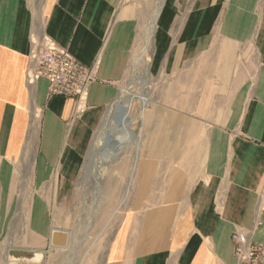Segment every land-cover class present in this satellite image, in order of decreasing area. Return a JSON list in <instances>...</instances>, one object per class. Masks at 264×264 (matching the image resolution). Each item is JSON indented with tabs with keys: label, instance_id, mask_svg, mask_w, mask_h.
Wrapping results in <instances>:
<instances>
[{
	"label": "crops",
	"instance_id": "0c3cea01",
	"mask_svg": "<svg viewBox=\"0 0 264 264\" xmlns=\"http://www.w3.org/2000/svg\"><path fill=\"white\" fill-rule=\"evenodd\" d=\"M32 36L99 60L84 108L28 83ZM137 55L155 91L144 141L160 144L138 165L151 208L133 245L121 218L106 264H236L232 232L264 241V0H0V200L21 183L43 192L32 207L65 195Z\"/></svg>",
	"mask_w": 264,
	"mask_h": 264
},
{
	"label": "rangeland",
	"instance_id": "374dc122",
	"mask_svg": "<svg viewBox=\"0 0 264 264\" xmlns=\"http://www.w3.org/2000/svg\"><path fill=\"white\" fill-rule=\"evenodd\" d=\"M221 17H218V21ZM135 50L140 52L138 47ZM147 50L149 51V48ZM91 65L92 63L85 66ZM139 65L140 63L136 65L134 58L131 71L129 69V74L121 82L115 101L108 107L111 109L123 97L133 98L128 111L129 129L133 135L131 140L127 138L125 153L109 158L112 150L104 148L101 144L104 137L101 129L107 121V109L91 136L82 170L63 197L60 196L61 193L53 198L52 193V199H47L44 207H32L33 194L43 199V192L28 191L27 183L12 185L11 188L4 185L6 190L0 200V264H106L112 237L120 226L121 218L128 214L131 217L133 245V238L138 235L139 221L144 212L151 208L149 205L138 206L140 154L155 150L156 145L160 146L144 141L146 133L143 123L155 106V91L154 80L150 81L148 77L146 85L140 82L139 77L143 76L139 73L145 76L149 73L147 64L146 68L144 66V73ZM96 78L97 74L94 80ZM144 98L147 101L145 103ZM114 136L116 135L111 134L110 139ZM13 147L14 144H9V151L12 152ZM105 152L111 154L107 155ZM105 156L108 159H104L100 166L98 160ZM3 161L6 163L5 159ZM54 194L56 195V192ZM152 194L153 191L150 192V195ZM32 212L40 218L34 217V229L31 222ZM42 219L45 224H42ZM53 228L68 232L69 240L65 247L50 243V229Z\"/></svg>",
	"mask_w": 264,
	"mask_h": 264
},
{
	"label": "built area",
	"instance_id": "2783aa9c",
	"mask_svg": "<svg viewBox=\"0 0 264 264\" xmlns=\"http://www.w3.org/2000/svg\"><path fill=\"white\" fill-rule=\"evenodd\" d=\"M28 59V83L44 79L48 98H72L76 102V110L85 106L90 82L98 71V59L91 66H85L46 36H32ZM231 240L236 264H264V241L254 242L248 234L238 230L232 232Z\"/></svg>",
	"mask_w": 264,
	"mask_h": 264
},
{
	"label": "bare ground",
	"instance_id": "6f19581e",
	"mask_svg": "<svg viewBox=\"0 0 264 264\" xmlns=\"http://www.w3.org/2000/svg\"><path fill=\"white\" fill-rule=\"evenodd\" d=\"M157 9H159V5L157 6ZM153 21H154V19L147 26V30H146V36L147 37H149V34L151 33V28L153 26ZM140 61H141L140 60V56L137 55V57H135L136 65H137V63H140ZM146 77H147V75H146ZM139 79H140V77H139ZM132 100H133V98L131 96L130 97H123V99L118 100L115 103V105H113V107L111 109L108 108V111L106 113L107 114L106 115L107 116V121L105 122L104 127L101 129V130H103L102 134L104 135V137L102 138L103 142L101 144L104 145L103 146L104 148H106L108 150L109 149L112 150V154L109 153L111 155H109V154H107L105 152L107 155H109V158H113V157L119 156L120 154L125 153L127 151V146H128L127 145V143H128L127 138H128V140H129V138L131 140V136L133 135L132 132L129 129V127H130V118H129V115H128V111H129V108H130ZM145 102H147L146 98L143 99V103H145ZM111 134H115L116 136H114V137H117V139H115L114 137L112 139H110V135ZM109 152H111V151H109ZM106 156H105V158H102V157L99 158V160H98V164L99 165H101V163L103 162L104 159H108V157H106ZM95 161H97V160L95 159Z\"/></svg>",
	"mask_w": 264,
	"mask_h": 264
},
{
	"label": "water",
	"instance_id": "95a60500",
	"mask_svg": "<svg viewBox=\"0 0 264 264\" xmlns=\"http://www.w3.org/2000/svg\"><path fill=\"white\" fill-rule=\"evenodd\" d=\"M69 240V234L65 230L53 228L50 233V243L54 246L65 247ZM27 251V250H26ZM31 251V250H30Z\"/></svg>",
	"mask_w": 264,
	"mask_h": 264
}]
</instances>
